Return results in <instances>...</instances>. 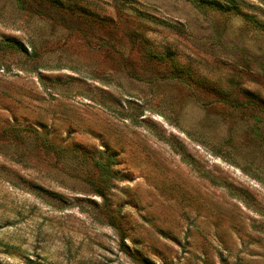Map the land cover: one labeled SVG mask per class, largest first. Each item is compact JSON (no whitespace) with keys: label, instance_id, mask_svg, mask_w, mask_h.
<instances>
[{"label":"rangeland","instance_id":"obj_1","mask_svg":"<svg viewBox=\"0 0 264 264\" xmlns=\"http://www.w3.org/2000/svg\"><path fill=\"white\" fill-rule=\"evenodd\" d=\"M21 1L0 264H264V0Z\"/></svg>","mask_w":264,"mask_h":264},{"label":"trees","instance_id":"obj_2","mask_svg":"<svg viewBox=\"0 0 264 264\" xmlns=\"http://www.w3.org/2000/svg\"><path fill=\"white\" fill-rule=\"evenodd\" d=\"M17 1H18V4L21 6L22 5V1L21 0H17ZM3 44L6 45V46H15V45L17 46V42H15L14 40L3 42ZM108 172H109L108 168H102V170H101V173H104V174H107ZM100 179H101V181L103 183H104V181H106L105 180L106 178L104 176H102V175H101ZM96 187H97L96 189H98L97 191H101V189L103 188L101 186H96ZM136 259L142 264H147L145 259H141V258H136Z\"/></svg>","mask_w":264,"mask_h":264}]
</instances>
